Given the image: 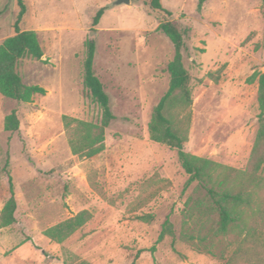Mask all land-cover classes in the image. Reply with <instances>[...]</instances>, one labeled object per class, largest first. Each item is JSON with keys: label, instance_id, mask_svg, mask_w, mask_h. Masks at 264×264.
<instances>
[{"label": "rangeland", "instance_id": "rangeland-1", "mask_svg": "<svg viewBox=\"0 0 264 264\" xmlns=\"http://www.w3.org/2000/svg\"><path fill=\"white\" fill-rule=\"evenodd\" d=\"M24 1L19 28L36 32L43 56L23 59L18 70L25 84L46 93L30 102L0 94V210L9 177L16 201L15 222L0 227V264H264V167L253 173L250 164L259 113L257 80L250 78L264 71L261 0H205L200 8L198 0H160L170 16L153 12L147 0ZM17 12V0H0V43L14 33ZM169 19L186 31L182 59L192 103L168 111L187 138L184 150L242 179L252 175L243 183L251 204L237 208L225 233L206 190L185 186L176 150L149 139L174 54L157 29ZM88 39L114 119L104 149L85 157L72 153L62 116L100 122L83 86ZM12 110L19 127L5 131ZM84 210L89 220L63 241L45 235ZM165 220L171 233L157 242Z\"/></svg>", "mask_w": 264, "mask_h": 264}, {"label": "trees", "instance_id": "trees-1", "mask_svg": "<svg viewBox=\"0 0 264 264\" xmlns=\"http://www.w3.org/2000/svg\"><path fill=\"white\" fill-rule=\"evenodd\" d=\"M205 0H198V8ZM146 4L155 13L171 15V11L164 8L160 0H147ZM264 9V0H261ZM18 12L13 24L14 33L0 43V94L4 97L19 102H30L35 94L44 95L46 90L37 84L27 85L22 81L18 67L23 59H41L43 51L34 30L19 28L27 7L24 0H17ZM104 8L97 10L93 17V24L99 21ZM157 29L165 34L171 41L174 49L173 57L166 65L169 83L166 92L154 106L150 121L148 122L149 139L156 143L168 145L176 150L181 168L188 179L185 186L197 182L206 190L218 211L217 230L225 233L229 225L239 218L237 208L250 205V194L246 191L240 173L229 167H222L211 159L190 154L184 150L183 144L186 136L175 127L169 115V109L174 105L188 107L192 103L191 89L189 87L190 75L183 64L182 47L186 31L182 30L176 20H162ZM85 58L83 61V86L93 100L98 104L101 117L98 124L82 119L63 115V125L68 134V143L73 154L90 157L104 149L105 129L109 126L114 115L109 104V96L105 92L99 78L93 71L95 43L88 39L85 43ZM257 80L258 102V129L250 155V164L253 173L264 167V71L255 72L250 80ZM19 121L15 110L4 117L3 128L5 131H15ZM220 169V170H219ZM223 172V173H222ZM249 180V179H248ZM250 181V180H249ZM10 196L0 210V227L11 225L15 222L14 212L16 201L13 185L9 177ZM87 211H80L70 218L52 226L44 231L45 235L57 242L73 234L89 220ZM149 220V217H140ZM171 233L169 220L163 223L157 242L165 234ZM154 246L150 248L154 251ZM78 264H89L80 262ZM130 264H135L134 260Z\"/></svg>", "mask_w": 264, "mask_h": 264}, {"label": "water", "instance_id": "water-1", "mask_svg": "<svg viewBox=\"0 0 264 264\" xmlns=\"http://www.w3.org/2000/svg\"><path fill=\"white\" fill-rule=\"evenodd\" d=\"M131 0H115L113 3H112V6L114 5H120V4H130Z\"/></svg>", "mask_w": 264, "mask_h": 264}]
</instances>
